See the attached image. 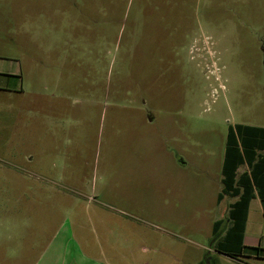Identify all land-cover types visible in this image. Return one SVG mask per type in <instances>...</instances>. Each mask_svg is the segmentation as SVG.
I'll use <instances>...</instances> for the list:
<instances>
[{"label": "rangeland", "instance_id": "rangeland-1", "mask_svg": "<svg viewBox=\"0 0 264 264\" xmlns=\"http://www.w3.org/2000/svg\"><path fill=\"white\" fill-rule=\"evenodd\" d=\"M236 123L264 125V0H0V264L66 229L114 263L243 264L211 251Z\"/></svg>", "mask_w": 264, "mask_h": 264}, {"label": "crops", "instance_id": "crops-1", "mask_svg": "<svg viewBox=\"0 0 264 264\" xmlns=\"http://www.w3.org/2000/svg\"><path fill=\"white\" fill-rule=\"evenodd\" d=\"M237 125L241 128L237 129ZM231 126L238 146L231 150L227 168L234 166L238 157L241 161L235 169L233 189L225 191L227 134L221 168L222 189L216 197L217 206L224 202L227 213L213 220L211 251L226 254L243 264H264V125L236 123ZM62 232L46 247L36 264H121L114 263L105 254L86 251L69 236L67 229ZM225 241L230 242V247L222 250L219 246ZM178 262L188 264L184 259Z\"/></svg>", "mask_w": 264, "mask_h": 264}, {"label": "trees", "instance_id": "trees-1", "mask_svg": "<svg viewBox=\"0 0 264 264\" xmlns=\"http://www.w3.org/2000/svg\"><path fill=\"white\" fill-rule=\"evenodd\" d=\"M236 127H237V129L241 128L240 125H237ZM233 129L234 128L232 126H230L229 132H228V140H227V148H226V160H225V164H224L225 191H229V190L233 189L235 169L241 161V158L238 157L236 162L234 163V166H232L231 168H229V167L227 168V164L229 165L228 156L231 153V150H233L234 148H236L238 146V143H236L237 141H236L234 134H233ZM240 246H239V248L241 249ZM229 247H230L229 241H225L224 243L220 244V246H219V248L222 250H227Z\"/></svg>", "mask_w": 264, "mask_h": 264}]
</instances>
